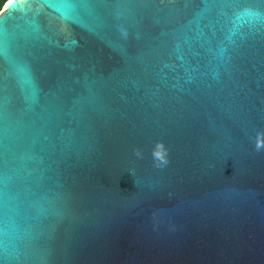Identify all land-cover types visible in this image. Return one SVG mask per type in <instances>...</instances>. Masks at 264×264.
Listing matches in <instances>:
<instances>
[{
	"label": "water",
	"instance_id": "water-1",
	"mask_svg": "<svg viewBox=\"0 0 264 264\" xmlns=\"http://www.w3.org/2000/svg\"><path fill=\"white\" fill-rule=\"evenodd\" d=\"M35 3L0 11V264H264V0Z\"/></svg>",
	"mask_w": 264,
	"mask_h": 264
},
{
	"label": "clouds",
	"instance_id": "clouds-1",
	"mask_svg": "<svg viewBox=\"0 0 264 264\" xmlns=\"http://www.w3.org/2000/svg\"><path fill=\"white\" fill-rule=\"evenodd\" d=\"M43 11L44 5L36 4L35 0H32L31 3L28 0H9V5L6 11L15 12V11H25L26 14L32 12L33 10ZM3 19V15L0 14V20ZM59 30L61 32H67V27L65 24L61 23L59 25ZM254 139V148L257 152L264 150V131H257ZM134 154L140 158L142 152L140 149H134ZM151 155L153 162L156 167L166 166L168 163V149L162 141H156L152 147Z\"/></svg>",
	"mask_w": 264,
	"mask_h": 264
},
{
	"label": "bare ground",
	"instance_id": "bare-ground-1",
	"mask_svg": "<svg viewBox=\"0 0 264 264\" xmlns=\"http://www.w3.org/2000/svg\"><path fill=\"white\" fill-rule=\"evenodd\" d=\"M9 3V0H7L3 5H4V7L7 5ZM3 7V8H4Z\"/></svg>",
	"mask_w": 264,
	"mask_h": 264
},
{
	"label": "rangeland",
	"instance_id": "rangeland-1",
	"mask_svg": "<svg viewBox=\"0 0 264 264\" xmlns=\"http://www.w3.org/2000/svg\"><path fill=\"white\" fill-rule=\"evenodd\" d=\"M3 7H4V5L0 7V11H1V9H3Z\"/></svg>",
	"mask_w": 264,
	"mask_h": 264
},
{
	"label": "trees",
	"instance_id": "trees-1",
	"mask_svg": "<svg viewBox=\"0 0 264 264\" xmlns=\"http://www.w3.org/2000/svg\"><path fill=\"white\" fill-rule=\"evenodd\" d=\"M3 0H0V7H1V3H2Z\"/></svg>",
	"mask_w": 264,
	"mask_h": 264
}]
</instances>
